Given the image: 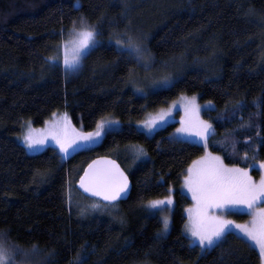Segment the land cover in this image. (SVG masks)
Masks as SVG:
<instances>
[{"label":"trees","instance_id":"trees-1","mask_svg":"<svg viewBox=\"0 0 264 264\" xmlns=\"http://www.w3.org/2000/svg\"><path fill=\"white\" fill-rule=\"evenodd\" d=\"M162 2L148 12L142 0H0V232L7 243L28 252L36 245L46 264H261L235 234L203 254L189 245L182 231L191 202L179 188L205 149L170 140L176 125L146 137L135 124L181 96L211 101L215 110L202 115L216 129L209 151L248 170L264 161V0ZM141 12L151 13L141 43L155 67L181 65L171 87L145 97L130 87L136 60L115 46L123 34L133 37ZM81 17L101 35L70 73L49 58ZM57 112L85 132L109 115L122 128L67 159L54 148L28 154L15 139L22 124L41 127ZM135 145L147 156L135 159L126 150ZM97 157L115 159L132 181L127 212L116 221L83 220L69 208V187L81 195L77 183ZM171 189L172 229L161 237V220L143 206Z\"/></svg>","mask_w":264,"mask_h":264},{"label":"snow or ice","instance_id":"snow-or-ice-1","mask_svg":"<svg viewBox=\"0 0 264 264\" xmlns=\"http://www.w3.org/2000/svg\"><path fill=\"white\" fill-rule=\"evenodd\" d=\"M76 6L78 7V3ZM75 24L74 21V27L69 30L74 36L71 40V56H69L68 42L63 45V64L66 71L69 68L78 70L83 57L99 44L98 37L101 35L83 17L80 18L79 28L75 27ZM115 46L117 52L121 54L127 52L128 57L136 60L137 63L143 60L142 66L145 69L152 66L149 50L132 36L123 34L120 39L115 40ZM49 59L53 62L56 60L54 57ZM152 86L171 87V76L164 75L153 80ZM137 91L143 90L138 88ZM183 100L184 115L180 117V126L170 134V140L184 143L195 137L205 149V154L191 162L183 177V186L192 194L195 204L188 210V220L184 224L182 235L187 234L189 245L199 247L203 254L220 247L228 235L235 234L238 230L237 238L244 239L250 246L258 248L261 260L264 262V207H257L258 204L264 203V176L256 182L249 174L248 168L225 164L219 155L208 152V141L216 134V129L212 123L201 118V106L196 103L195 98H183ZM204 109L215 110V106L209 101L204 105ZM52 115L55 116L56 113ZM172 118L171 108L161 110L157 115H150L140 121L142 127L137 131H143L146 137H151ZM218 119L222 118L218 117ZM46 123L49 125L46 129H33L28 124L27 131L22 136V143L28 150L36 151L38 146L46 144L51 137V140L59 146L63 154L62 159L67 158L74 151L100 143L107 135L121 131L119 121L101 119L96 122L93 131L85 132L72 125L66 113L55 121ZM216 143L219 142H214ZM126 150L132 152L135 159L147 156L143 146L140 145L129 146ZM233 154H235V143H233ZM247 158L248 154L245 152L242 159ZM252 159L255 160V156ZM259 167L264 168V161L260 162ZM79 184L86 193L92 194L90 199L94 201L88 207L80 209L81 215L89 211L118 213L119 202L127 197L129 190L128 176L114 160L108 157L93 160L80 177ZM171 204L172 198L169 196L163 200L148 201L146 208L163 211ZM245 211L253 216L251 224H239L223 215L227 212ZM161 223L162 234H167L170 226L169 218L163 217ZM7 236V233L0 232V264H17L15 257L18 255L24 257L39 255L40 250L36 245H33L31 252H28L15 244L6 243ZM37 264H46V262L40 260Z\"/></svg>","mask_w":264,"mask_h":264},{"label":"rangeland","instance_id":"rangeland-1","mask_svg":"<svg viewBox=\"0 0 264 264\" xmlns=\"http://www.w3.org/2000/svg\"><path fill=\"white\" fill-rule=\"evenodd\" d=\"M142 1H145V4H147V7L145 6L147 8V10L150 9L148 12L151 11V8L156 10L158 7L160 8L161 5L163 4L162 0H142ZM148 7H150V8H148ZM144 14H145V12H144ZM148 14H151V13H147L145 15H148ZM145 15H143L142 12L139 13L137 15V17H136L137 19L135 20L136 23L134 22L135 23L134 24L135 26H131L130 27V28H132V27L135 28L134 29V32L135 33H133V37H134L135 40H137L139 42L143 41V38H145L144 37V33H143V30L146 27V21L144 19ZM73 38H74V36L72 34H70V32H69L67 34L66 38L62 41V43L59 46H57L56 49H55V55L53 56L54 58H56L55 62H53V61H51L49 59V62L51 64H53V63L60 64L65 69L64 64H63V55H64L63 45H64L65 42H68L69 56H71V47H72L71 40ZM143 46L145 47L144 44H143ZM84 57H83V59H84ZM83 59H82V62H83ZM143 63H144L143 60H141L139 63H137V69H136V71L133 74V77H132V80H131V84H130V87H131L132 91L137 96H144L145 97V96H149L151 94H154V93H156L158 91H161L163 89L169 88V87H166V88H155V87L152 86V81L158 79L161 76L170 75L171 76V79H172V85L180 77V74L176 73V71L178 69V66H181L180 64H177V65L174 64V63L173 64H167V67L166 68L165 67H163V68H157V67H155L154 62L151 61L152 66L150 68H148V69H145L142 66ZM81 65H82V63H81ZM81 65L79 66L78 70L80 69ZM78 70H73V69L69 68L67 71L70 72V73H74V72H77ZM138 88L139 89H142L143 91H137ZM183 98H195L196 103L201 106L200 116L203 119V116H202L203 115V112L207 111V110L204 109V105L206 103H204V104L200 103L198 101V98H196V97L181 96L179 99L175 100L174 102H171L168 106L163 107V108H160L159 110H157L155 112H149V113H147L145 119H147L150 115H157L161 110H168V109L171 108V116L173 117L172 119H169L168 120L167 124H165L163 127H161L160 129H158L155 133H153L151 135V137L154 136L158 131L163 130V129L171 126V125H176V128L180 126L179 125L180 117L184 115V110H183V107H182L183 102H184ZM173 105H175V107H173ZM64 114L65 113L57 112L55 116H52L46 122L55 121L56 119L62 117ZM67 116H68L71 124L74 125L73 122H72V120H71L70 115L67 114ZM103 119H106V120L107 119L117 120V121H119L120 129L122 128V123L114 115H109V116H107V117H105ZM46 122L41 127H35L31 121H25L22 124L23 127H21V133H20V135H18L17 137H15V139H16V141L20 145H22L26 149L27 153L30 154V155H37V154H40V153L45 152L49 148H54L57 151V153L60 156H62L63 154L60 152L59 146L56 145L55 142L51 140V137H49V140H48V142L46 144H44L43 146H38V150H36V151L28 150L25 147V145L22 143V136L27 131L28 124H30L33 129H46L49 126ZM135 126H136L137 129L142 127V125H140V123H136ZM77 129H79V128H77ZM141 132H143V131H141ZM103 139H102V141H103ZM100 143H98V144H96L94 146H88V147H85V148H83L81 150L74 151L68 157H70V156H72V155H74V154H76V153H78L80 151H84V150H88V149L94 148V147L98 146ZM187 143H190V144H193V145H198V146L203 147L198 142V139L195 138V137H193ZM207 151L210 152L209 151V148H207ZM67 158H64V159H67ZM248 171H249V174L252 176L253 180L256 181V182H259V180L261 179V177L264 176V168H260L259 167V164L256 165V166H254L252 169H249ZM175 191H176L175 189H171L170 190L169 195L167 197L171 196V198H172V204L169 205L167 208H165L163 211L149 210V209L146 208V205L143 206V209L145 210L144 211L145 214H147L149 216H156L161 221H162L163 217H165V216H167L169 218V220H170L169 231H168L167 234H162V231H161V233L159 234V236H161V237H167L170 234L171 229H172V216H173V212H174V209H175V206H176ZM179 192L181 194H183L185 197H187L190 200V202H191V205L188 206L185 209V215H186V218L188 220V210L194 206L195 201L192 199V194L188 191L187 188H185L183 186V183H182L181 187L179 188ZM69 197H70V200H71L70 203H69ZM161 200H163V199H161ZM93 202H94L93 200L86 199L85 197L79 195L74 190V188H72L71 186L69 187V190H68V204H69V208L72 211V213L74 211L83 220L116 221L117 220V217H119V218H122L123 217L122 216L123 213H124L123 211L127 212V209L125 210L123 208L124 204L119 203V212L118 213H115V212L110 213L109 211H89L86 214L81 215L80 214V209L81 208L88 207ZM257 207H264V203L258 204ZM223 215H225L228 219L233 220V221H235L236 223H239V224H244V223L251 224L252 219H253V216L251 214H249L248 212H246V211L245 212H242V213H238V212H227V213H223ZM235 235L236 236L239 235L238 230L235 233ZM185 236L187 237V234H185ZM254 249H256L257 252H258V254H259L258 248H254ZM200 252H201V250H200ZM15 259L17 261V264H37V261H40V260H43L44 261L45 260L44 256H42V254H40V253H39L38 256H35V257H33V256L24 257V256H19L18 255V256L15 257ZM260 259H261V257H260ZM261 264H264V262H262V260H261Z\"/></svg>","mask_w":264,"mask_h":264},{"label":"water","instance_id":"water-1","mask_svg":"<svg viewBox=\"0 0 264 264\" xmlns=\"http://www.w3.org/2000/svg\"><path fill=\"white\" fill-rule=\"evenodd\" d=\"M99 158H101V157H97V158H95L94 160H97V159H99ZM108 158H110V157H108ZM110 159H111V160H114V161L120 166V168L123 169V168L121 167V165H120L115 159H113V158H110ZM92 161H93V160H92ZM92 161H91L90 163H92ZM90 163H89V164H90ZM89 164H88V165H89ZM88 165L86 166L85 170L88 168ZM85 170H84V171H85ZM123 170H124V169H123ZM124 172H125V170H124ZM83 174H84V172H83ZM83 174H82V175H83ZM125 174L128 176V180H129V190H128V195H127L126 198L121 199L119 203H124V202L128 201L129 198H130V196H131V194H132L133 185H132L131 178L129 177V175H128L126 172H125ZM82 175H81V176H82ZM79 180H80V179H79ZM77 189H78V191L80 192V194H81L82 196H84V197L90 199V197H91L92 194H91V193H86V192L80 187L79 181H78V183H77ZM96 199H99V198H96ZM90 200H93V199H90Z\"/></svg>","mask_w":264,"mask_h":264}]
</instances>
